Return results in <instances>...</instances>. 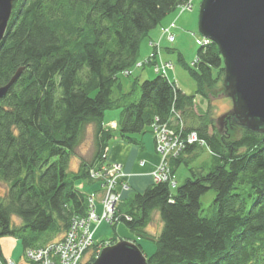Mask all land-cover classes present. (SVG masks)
Wrapping results in <instances>:
<instances>
[{
    "label": "trees",
    "instance_id": "obj_1",
    "mask_svg": "<svg viewBox=\"0 0 264 264\" xmlns=\"http://www.w3.org/2000/svg\"><path fill=\"white\" fill-rule=\"evenodd\" d=\"M190 1L14 0L0 45V87L20 70L0 97V181L6 185L0 238L16 239L27 252L61 240L72 223L87 217L88 197L96 201L107 190L110 142L138 144L134 136L145 128L166 127L180 145L169 160L171 175L184 163L188 177L178 186L169 178L153 182L118 201L112 228L123 223L142 250L137 238L153 237L147 227L158 212L161 228L148 264H264V132L234 116L216 128L209 99L223 90L218 46L200 44L187 67L195 94L159 72L134 82L136 96L122 92L119 74L131 75L143 39ZM151 46L146 59L156 53L155 42ZM178 60L183 63L181 55ZM197 96L207 101L203 112ZM114 108L120 115L111 128L104 113ZM88 126L94 152L84 158L76 149ZM203 148L208 158L190 167ZM73 157L78 164L71 169ZM79 181L88 191L77 187ZM209 190L214 197L203 215L200 197ZM117 240L93 242L87 264ZM45 254L58 264L52 252Z\"/></svg>",
    "mask_w": 264,
    "mask_h": 264
},
{
    "label": "rangeland",
    "instance_id": "obj_2",
    "mask_svg": "<svg viewBox=\"0 0 264 264\" xmlns=\"http://www.w3.org/2000/svg\"><path fill=\"white\" fill-rule=\"evenodd\" d=\"M201 0H191L189 2V7H184L178 9L176 12L170 13L163 22H168L167 25L163 26L158 33V38L155 41V61L148 64H144L142 67L139 62H144L145 59L152 55L154 48L149 44L147 39H143L140 44L138 62L131 68V75L126 76V73L119 74V81L122 85V92L127 93L133 90L134 96L137 95L138 85L134 82L136 80H144L151 78L155 73H164L168 78L175 82L176 86L184 93L190 95L195 94V82L190 77V74L187 70V67L192 66L196 62V52L200 46L201 40L208 41L207 39L201 37L198 32L197 22H198V11ZM162 22V23H163ZM162 25V24H161ZM161 25L157 26L155 29L159 30ZM154 29V30H155ZM152 30L151 32H153ZM150 32V34H151ZM153 43V42H151ZM162 60L160 59V57ZM179 55L183 59V63L178 60ZM157 63V64H156ZM117 91H114L113 95H116ZM211 97L210 102V114L213 116L216 128H219V125L216 123V120L221 114L226 113L231 109L232 103L230 98L220 96ZM195 106L199 111L203 112L206 109L207 101L201 100L199 96L195 99ZM120 115V108H114L106 110L104 113V124L111 128H115L116 123L114 119H118ZM222 129H224L222 127ZM161 133V132H159ZM92 126H88L83 135V141L76 149L77 155L84 158H91L94 152V147L92 144ZM138 143L146 147L155 149L157 153V162L149 168L147 174H149L151 183L160 181V178L164 175L169 176L168 178L176 182V185H180L188 177L189 171L188 166L184 163L181 164L174 175H171L169 160L173 156L172 144H165L163 148L158 150L157 142L153 133V129L150 127L145 128L143 134H137L134 136ZM161 139V138H160ZM174 145V142H173ZM208 151L206 148L200 153L199 158H196L195 161L190 165V167H197L201 161L208 158ZM78 164V158L73 157L70 162L71 169H74ZM105 164L110 167V170H115L116 181L114 185V190L117 194V199L113 203L112 209L114 213H117V202L121 200V195L118 187H120L121 192H124L126 195H132L137 192L135 189H132L127 184V178H131L135 174L124 169L122 164H119L117 161L105 160ZM137 164L140 168H143L146 164L144 158L137 160ZM168 173V174H167ZM144 174V173H142ZM158 180V181H157ZM150 183V184H151ZM82 181L76 183L77 187L82 191H88V188L82 186ZM86 187V186H85ZM6 189L5 183L0 181V195L3 196L4 190ZM92 191L94 189H91ZM214 197L213 190H209L201 195L200 204H201V214H206L212 203ZM97 197L95 198V200ZM102 200V197H101ZM103 201V200H102ZM101 201V204H102ZM127 200H125L126 202ZM94 201L95 211L91 213L90 217L87 216L86 223L78 225L81 228V233L87 234V237H93V242L103 241V240H112L116 239H131L134 236L128 231L123 223H117L116 227L113 229L111 221L113 217L104 218L103 217V207H100V210H97V207ZM119 203V202H118ZM109 206V205H107ZM121 208L125 210V205L122 204ZM108 207L106 208L107 212ZM16 222L19 220L13 218ZM70 227H72L70 225ZM123 227V228H122ZM149 227V228H148ZM147 231L153 236L150 238H137L138 243L141 245L143 254L145 256H150L156 248L155 237L160 232L161 221L159 219L158 212L153 213L152 222L148 225ZM135 238V237H134ZM11 237L0 238V258H3V261L0 260V264H21L25 263L26 260H30L33 263H38L41 259L43 252H36L32 255L30 252L23 251L20 243L18 241L12 240ZM48 247H45L43 251L47 252ZM89 249L86 253V257L92 253V250ZM61 254L65 255L67 253V248H61ZM91 252V253H90Z\"/></svg>",
    "mask_w": 264,
    "mask_h": 264
},
{
    "label": "water",
    "instance_id": "obj_3",
    "mask_svg": "<svg viewBox=\"0 0 264 264\" xmlns=\"http://www.w3.org/2000/svg\"><path fill=\"white\" fill-rule=\"evenodd\" d=\"M14 0H0V45ZM198 32L218 46L223 61L220 96L232 106L216 120L219 129L234 116L254 131L264 132V0H201ZM9 84L0 87V97ZM90 264H148L131 240L119 239L100 249Z\"/></svg>",
    "mask_w": 264,
    "mask_h": 264
},
{
    "label": "built area",
    "instance_id": "obj_4",
    "mask_svg": "<svg viewBox=\"0 0 264 264\" xmlns=\"http://www.w3.org/2000/svg\"><path fill=\"white\" fill-rule=\"evenodd\" d=\"M201 41L202 42H200L199 44H207L208 43V41H204V39H202ZM155 59H156L155 55L153 57L151 56L150 59H145L143 64H150V63L154 62ZM160 59L162 60L161 57H160ZM162 74L166 75L164 73H162ZM159 132H161V133H159ZM153 133H154L157 145H158L157 146L158 150L163 148L165 146V144H169V145L172 144V149H173L172 155H175L176 151L180 147L179 142H178L179 139L175 135V133L166 127H161L159 129H155V131ZM189 140L190 141L195 140L194 134H192L189 137ZM173 142H174V145H173ZM109 174L111 176V179L107 180V183H108L107 190L105 191V193L102 197L103 201L101 200L104 218L105 217L106 218H109V217L114 218L115 213H114L111 206H113V203L117 199V194L115 193L116 191H113L115 188L114 185H115V181H116L115 175H117V173H115V170H111V171H109ZM168 177L169 176L164 175V177L160 178V181L169 180ZM173 185H175V184L173 183ZM107 205H109V206H107ZM117 205H118V202H117ZM107 207H108V209L106 212ZM88 209L89 210L87 212V216L90 217L91 213H94V211H95L94 199L92 196L88 197ZM86 220H87V217L85 219H80V221L72 223L71 224L72 227H69V230L64 235V237L61 240L52 244V246H50L48 248L47 251H50L53 253V255L57 256L56 258H57V260H59L58 264H87L88 260L94 254V253L90 252L91 254L88 256V258H85L86 253L89 250V246L93 243V237H87V234L81 233L80 232L81 228H79L78 225L82 226V224L86 223ZM65 247L67 248V253L65 252V255H62L61 251H59V250H61V248H65ZM36 252H43L44 257L46 255L45 253H47L46 251L44 252L43 250H39ZM36 252H30V253H32V255H33ZM43 254L41 255V258H40L41 259L40 261L41 262L43 261L42 264H52V262H50L47 259L45 260V258H43Z\"/></svg>",
    "mask_w": 264,
    "mask_h": 264
},
{
    "label": "crops",
    "instance_id": "obj_5",
    "mask_svg": "<svg viewBox=\"0 0 264 264\" xmlns=\"http://www.w3.org/2000/svg\"><path fill=\"white\" fill-rule=\"evenodd\" d=\"M167 23L168 22H165V24H163L159 28V30L155 29L153 32H151V34H149V44L157 40V36L160 32V29L163 26L167 25ZM114 120L115 121L113 122L116 123L118 119ZM140 158H144L146 160V164L143 168H140L137 164V160ZM107 160L117 161L119 164H122L125 170L135 174L131 178H127V184L132 189H135L136 191H141L151 183L149 174H147V172L149 171V168L157 162V153L155 152V149L144 146L143 142L140 145L139 143L137 144L135 142H127L121 139H114L109 144ZM118 189L120 191L121 197H123L120 200V202L122 203L127 200L130 195H126L124 192H121L120 187H118ZM96 201L97 202H95V204L96 206H98L97 210H100L101 196H98Z\"/></svg>",
    "mask_w": 264,
    "mask_h": 264
}]
</instances>
